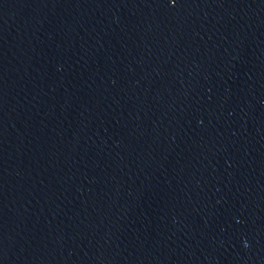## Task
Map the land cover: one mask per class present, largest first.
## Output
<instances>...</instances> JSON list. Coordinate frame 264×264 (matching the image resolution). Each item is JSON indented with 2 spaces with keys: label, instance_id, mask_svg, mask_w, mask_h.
<instances>
[{
  "label": "water",
  "instance_id": "obj_1",
  "mask_svg": "<svg viewBox=\"0 0 264 264\" xmlns=\"http://www.w3.org/2000/svg\"><path fill=\"white\" fill-rule=\"evenodd\" d=\"M0 264H264V0H0Z\"/></svg>",
  "mask_w": 264,
  "mask_h": 264
}]
</instances>
